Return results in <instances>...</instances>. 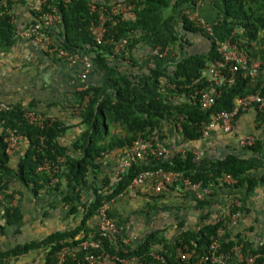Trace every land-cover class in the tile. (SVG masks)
<instances>
[{"label": "trees", "instance_id": "1", "mask_svg": "<svg viewBox=\"0 0 264 264\" xmlns=\"http://www.w3.org/2000/svg\"><path fill=\"white\" fill-rule=\"evenodd\" d=\"M218 1L223 21L232 22L238 28L231 36L233 44L246 53L249 62L260 61L262 65L257 76L238 72L231 84L227 83L228 75L224 72L221 85L217 87L219 95L209 111L199 108L195 93L207 86L206 69L219 60V56L215 41L212 40L206 54L189 53L191 43L188 37L202 31L181 15V2L43 0L38 11L33 6L29 7L31 20L26 22V27L41 14L47 13L49 6L57 9L60 21L47 29V35L56 47L54 55L88 58L92 63L88 76L91 75L102 83L87 85L84 90L73 95V102L80 105V124L84 126L71 145L75 154H70L67 147L59 143V139L70 127L49 117H46L47 122L42 129L29 125L24 118L26 111H36L42 115L44 113L37 111L33 105L22 107L0 98V101L8 105L7 110L0 111V192L4 195V201L0 202V230L13 227L17 231L22 222L21 208L16 203L12 205V197H16L19 192L17 187L23 188L34 198L41 193H56L61 206L68 207L67 216H74L78 211L82 215L79 225L73 229L55 231L41 240L18 244L11 249H0V264H10L18 257L32 252L44 254L41 264H76L71 258L60 263L56 257L57 252L63 247L77 248L85 241L94 230L87 227L88 220L96 216L103 203L124 193L133 178L143 171H181L192 181L211 188L220 185L235 190L245 186L249 191L257 185V179L249 175L257 169L256 164L235 154L196 161L193 153L186 150L158 165L154 164L153 167L150 164L135 163L125 175L118 178L112 177V167L107 165L111 161L104 156L130 145L137 137L147 140L159 134L162 121L175 128L180 126L183 140L196 141L201 138V127L211 115L229 111L236 99L255 93L264 99V0ZM121 2L130 3L133 8L114 17L113 22H107L104 43L97 45L89 29L92 24L97 23L98 14L90 11L89 4L94 3L96 7L104 6L109 10L111 4ZM185 2L194 7L196 0ZM169 3L173 4L174 12L180 17L178 32L169 39V45L177 56L171 60L165 59L153 68L141 65L132 56L133 50L148 37L151 31L150 17L160 8L169 6ZM7 4L12 12L14 5L10 2ZM14 19V13L11 16H0V50L14 47L15 28L20 26ZM120 43L124 44L125 51L116 53L115 46ZM136 89L158 94L140 100L135 93ZM162 92L166 95L162 96ZM167 95H185L187 100L172 103L167 100ZM254 110L261 123L264 112H259L256 107ZM7 128L16 130L24 139L15 166L11 164V157L5 153L3 139ZM251 149H255V146ZM44 164H48V168L41 169ZM224 174L231 175L236 183L232 186L219 184L217 179ZM82 191H89V202L82 201ZM204 202H198L199 206L205 205ZM240 210L230 209L229 215L240 214ZM215 219L195 232L181 233L173 245L165 244L159 231H154L123 248L104 240L102 250L110 256L125 260L135 258L143 264H178L182 261L181 255H185L184 261L188 264H209L199 263V260L204 256L219 227ZM237 244L224 229L219 252H231ZM252 254L258 256V264H264V247L255 248ZM82 256L79 253L78 259Z\"/></svg>", "mask_w": 264, "mask_h": 264}, {"label": "crops", "instance_id": "2", "mask_svg": "<svg viewBox=\"0 0 264 264\" xmlns=\"http://www.w3.org/2000/svg\"><path fill=\"white\" fill-rule=\"evenodd\" d=\"M172 5L160 8L150 17L151 31L148 37L133 50L132 56L139 64L155 67L165 59L171 60L177 56L169 45L171 35L178 32V19H180ZM219 5L221 4L218 0L198 1L196 12L211 26L212 35L209 36L204 32L190 35L189 53L206 54L210 49L211 40L222 41L238 31L232 22L223 21L219 14ZM32 6L37 7V5H14L12 13L15 15L14 21L17 25L18 22H23V25L30 22L31 15L28 10ZM15 38L12 49L0 50V98L11 104H20L22 107L33 105L37 111L52 120L70 127L59 139V143L66 146L70 154H75L71 145L79 137L84 126L80 124V118L72 117L71 113L64 109L68 104L73 103L74 93L81 91V84L77 78L80 65L69 64L64 56L54 55L56 52L50 54L39 44L20 39L17 35ZM101 83L102 81L89 75L84 86ZM212 83L213 81H207L206 87L213 86ZM166 88L168 89L169 85ZM135 93L140 100L158 94L143 89H136ZM161 95L166 94L162 92ZM172 99L176 102H184L187 97L167 95L168 101ZM260 124L255 110L252 109L236 119L230 134L216 130L208 138L188 142L182 139L178 128L165 127V121H162L159 137L163 145L179 153L186 149L192 153H199L202 159L207 160L221 158L226 154H235L242 159L251 160L256 164L257 169L249 175L257 179V185L249 191L245 186L232 190L218 185L211 188V193L203 201H195L189 193L174 187L161 194H155L153 183L145 181L139 186L124 191L109 203L108 214L121 231V235L114 241L115 245L118 244V248L128 247L132 242L154 231H159L165 244L173 245L181 233L195 232L218 215H222L226 218L225 230L231 240L238 243L232 249L231 260H235L234 251L245 254L252 253L257 247H264V136L260 132ZM240 135L254 137L255 149L241 147ZM117 153L118 150L105 156L111 161L107 165L112 168ZM18 155L11 157L13 166L17 163ZM155 162L140 161L152 167L154 164L158 165V162ZM17 190L19 192L15 202L21 208L22 222L17 231L13 227L0 230L1 250L41 240L52 232L73 229L79 225L81 212L67 216L68 207L61 206L56 193H41L34 198L21 187H17ZM81 199L83 202H89V191H82ZM198 202H204L205 205L199 206ZM233 206L241 209L234 224L229 221V211ZM96 221V216H93L88 220L87 227L94 229ZM43 257L44 254L41 252H32L18 257L10 264H41ZM134 259H129L124 264H136ZM98 264L116 263L102 259ZM178 264L188 263L179 261Z\"/></svg>", "mask_w": 264, "mask_h": 264}, {"label": "built area", "instance_id": "3", "mask_svg": "<svg viewBox=\"0 0 264 264\" xmlns=\"http://www.w3.org/2000/svg\"><path fill=\"white\" fill-rule=\"evenodd\" d=\"M132 1V0H129ZM199 0H196L195 6H188L185 0H172V2H181L182 9L181 15L185 16L189 21L194 23V26L206 33L212 35L211 26L206 23L202 18L199 17L196 12V5ZM7 0H0V9L2 15L11 16L12 12L8 7ZM112 6L107 10L104 6L96 7L94 3H90V11L98 14V21L96 24H92L89 31L91 36L97 45L104 43V37L107 32V22H113V18L119 14L127 13L133 5L127 2L113 3ZM39 6L35 8L39 10ZM60 16L57 9L53 6H49L47 13L41 14L35 22L30 26H20L15 30V34L18 38L30 41L35 44L44 45L48 51H56V47L52 44L51 38L47 35V29L59 23ZM124 44L120 43L115 46V52H124ZM215 49L219 56V60L214 61L206 69L207 81L212 82L213 86L205 87L204 89L196 92V104L202 111H209L214 104L216 97L219 95L217 87L221 85L223 80V73L227 72L228 79L227 83L231 84L234 82L235 74L242 72L244 75L257 76L262 62L253 61L249 62L245 52L241 51L231 41V36L222 41H215ZM64 58L69 64L80 65V71L77 78L81 84V90L86 88L85 82L88 74L91 71L92 63L86 57H80L77 55L64 54ZM153 68V65H150ZM257 108L259 112H264V99L258 94H249L243 98L236 99L233 103L232 108L229 111H220L211 115L207 123L201 127V138H208L209 135L216 130L221 131L224 134H230L234 128V123L238 116L247 113L250 110ZM8 109V105L0 101V111ZM81 110V108H80ZM24 118L29 125L42 129L46 125V117L36 111H26ZM180 130V126L177 125ZM260 132L264 136V118L261 121ZM3 142L5 143V153L9 157H13L22 150V144L24 142L23 136H21L16 130L7 128L5 130ZM160 135L156 134L150 139H144L137 137L128 146L118 150L117 157L112 168V177L118 178L125 175L135 163L143 160H152L158 163H162L167 159H171L178 151H173L162 144ZM42 140V138H41ZM256 139L249 135H240L239 144L241 147H252ZM187 150V149H186ZM112 153V152H111ZM111 153H107L109 155ZM104 155V156H106ZM196 161H201V155L194 152ZM155 162V163H156ZM48 168V164H44L41 169ZM145 181H151L153 183V192L155 194H161L167 189L174 187L176 189H182L186 193H189L195 201H203L211 193V187H203L201 182H194L188 176L181 171H164L162 169L148 170L138 173L128 189L139 186ZM219 184L232 186L236 183V180L228 174H224L217 179ZM122 195V194H120ZM4 201V195L0 192V202ZM16 197H12V205L16 202ZM109 203L105 202L98 209L96 214V225L93 231L88 235V238L81 242L77 248L63 247L61 248L56 257L60 263L71 258L76 264H98L102 259H108L112 262L124 264L127 260L119 259L115 256H110L102 250L103 241L114 242L121 235L119 226L109 216ZM236 206V205H235ZM233 206V208L235 207ZM232 208V209H233ZM239 217V213L229 215V221L233 224ZM215 223L219 225L216 230L215 236L212 238L210 245L207 247L204 256L199 260V263L206 262L209 264H258L256 262L257 255L252 253H241L240 251H234L236 257L235 260H231L233 251L231 252H219L220 241L224 235V229L226 224V218L222 215H218L215 219ZM81 253L83 256L78 259V254ZM185 255H181L180 259L185 260ZM136 264L140 263L137 259H134Z\"/></svg>", "mask_w": 264, "mask_h": 264}, {"label": "rangeland", "instance_id": "4", "mask_svg": "<svg viewBox=\"0 0 264 264\" xmlns=\"http://www.w3.org/2000/svg\"><path fill=\"white\" fill-rule=\"evenodd\" d=\"M7 1L10 2L11 4L15 5V6H20V5H26L27 6V5H40L43 0H7ZM19 25L22 26L23 22H19ZM40 46L45 47L44 45H40ZM49 49H51V47H49L48 49L45 47V50H49ZM49 53L51 54L54 52L49 51ZM169 102L175 103L176 100L172 99V101H169ZM79 106L80 105H77V103L73 102V103L69 104L68 106H66L64 111L70 112L72 117L79 119V116H80V114H79L80 107ZM44 116L48 117L46 115H44ZM166 126L169 128L171 127L173 129H175V127L172 124H169L168 122L165 121V127Z\"/></svg>", "mask_w": 264, "mask_h": 264}]
</instances>
